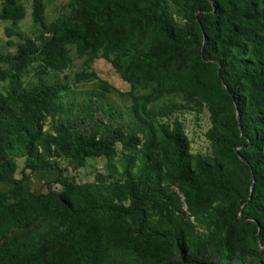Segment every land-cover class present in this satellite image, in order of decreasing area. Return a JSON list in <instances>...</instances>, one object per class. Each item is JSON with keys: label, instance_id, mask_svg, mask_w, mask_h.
<instances>
[{"label": "trees", "instance_id": "1", "mask_svg": "<svg viewBox=\"0 0 264 264\" xmlns=\"http://www.w3.org/2000/svg\"><path fill=\"white\" fill-rule=\"evenodd\" d=\"M32 5L36 40L5 27L7 45L22 41L0 53V264H264V0H68L50 22ZM23 16L2 0L1 20ZM69 45L149 91L132 98L138 122L116 125L93 99L72 113L66 85L24 78L36 60L40 75L66 69ZM163 94L206 108L210 154L163 120L177 105L146 108ZM98 157L92 181L66 175ZM49 170L31 191L29 174Z\"/></svg>", "mask_w": 264, "mask_h": 264}, {"label": "rangeland", "instance_id": "2", "mask_svg": "<svg viewBox=\"0 0 264 264\" xmlns=\"http://www.w3.org/2000/svg\"><path fill=\"white\" fill-rule=\"evenodd\" d=\"M45 5L44 14L47 21H52L58 15L68 12V0H43ZM2 0H0L1 7ZM18 3L24 8V16L12 24L9 20L0 19V53L12 55L15 53L16 44L22 39L17 35L30 37L36 40L40 31L39 25L34 21L32 16L33 0H18ZM177 17L176 15H174ZM12 27L15 33L10 37L13 44L7 45V36L4 28ZM67 55L69 63L66 69L62 71H50L48 74H38L36 66L40 60H36L28 69L24 78L32 83H36L41 77L44 81L66 85L67 88L60 92L58 101L65 107H72V113L78 114L81 106L87 104L89 99L97 102L102 109H111L113 117L111 119L116 125L120 123L132 124L138 122L132 112L133 97H139L148 94L149 91L140 88H131L120 74L113 68L109 60L101 55L90 57L87 54L79 52L76 46H67ZM5 68L7 64L1 63ZM84 73L87 76L79 79L78 74ZM103 84V85H102ZM105 85V86H104ZM7 88V82L0 80V90ZM177 105L178 107L172 112L170 117H164L163 120L178 119L181 122L184 132L190 142L191 153H211L210 141L206 138L205 133L210 127L209 113L205 107L198 109L194 105L186 103L179 94H163L154 98L146 105V108L159 109ZM70 116L71 112L68 113ZM102 116V111L98 112ZM104 120H108L107 114H104ZM157 119L159 117L157 116ZM51 124L50 118L45 121L44 129H49ZM120 149V144L117 145ZM61 166H67L66 162L59 160ZM111 163L118 171L121 170L122 157H116ZM17 177H20V170L24 165L23 158H16ZM107 164L104 158H93L86 161L84 166L72 169H66V175L74 177L78 183L92 181L97 171L106 172ZM56 177L55 171H37L29 174L28 187L31 191L44 193L46 191V182L52 181ZM59 187L58 184H55Z\"/></svg>", "mask_w": 264, "mask_h": 264}]
</instances>
